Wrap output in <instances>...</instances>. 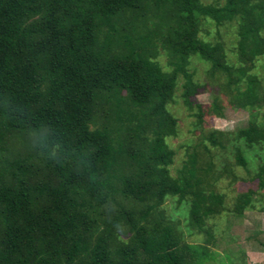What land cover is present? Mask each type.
Instances as JSON below:
<instances>
[{"label": "trees", "instance_id": "trees-1", "mask_svg": "<svg viewBox=\"0 0 264 264\" xmlns=\"http://www.w3.org/2000/svg\"><path fill=\"white\" fill-rule=\"evenodd\" d=\"M229 22L242 64L233 70L224 44L200 34ZM263 34L264 0H0V264L216 260L162 211L168 197H190V225L215 241L205 219L223 198L200 189L197 155L180 179L170 174L178 121L169 104L182 78L193 109L200 86L188 67L197 58L235 85L238 108L256 110L264 93L247 70L264 58ZM252 117L236 134L249 148L264 142ZM217 134L204 136L221 146ZM236 158L247 166L243 152ZM263 177L264 164L261 188ZM255 195L239 196L238 216L256 208Z\"/></svg>", "mask_w": 264, "mask_h": 264}, {"label": "rangeland", "instance_id": "rangeland-1", "mask_svg": "<svg viewBox=\"0 0 264 264\" xmlns=\"http://www.w3.org/2000/svg\"><path fill=\"white\" fill-rule=\"evenodd\" d=\"M203 1L213 3V0ZM206 31H209L210 35L205 34ZM237 33L236 22H229L220 28L203 27L200 33L206 42L220 41L224 44L232 70L242 65L236 52ZM156 59L163 70H171L165 55ZM188 69L194 74L193 81L200 88L194 97L195 105L189 110L182 99L185 81L180 78L174 101L169 104V111L178 121L177 135L169 139L175 152L170 174L173 178L180 179L184 167L191 169L188 165L191 156L197 155L196 178L201 176L203 181L200 189L206 195L213 192L223 198V205L205 219L206 227L210 229L215 241L210 243L206 235L196 233L190 225V197L182 201L179 196L168 197L162 211L177 225V231L182 234L185 242L207 246L216 253V260L212 259L206 264H229L226 256L228 254L232 256L235 264H264V187H260L258 179L260 167L264 164V142L249 148L244 140H236L237 132L249 126L253 115L258 123L264 124V101L256 110L238 108L232 97L235 85L227 84L228 79L224 73L216 72L218 79L211 77V66L197 58L191 60ZM247 72L260 80L264 93V58L256 61L254 69ZM198 107L203 114L200 127L196 125L195 116L199 111ZM211 132L218 133L221 146L214 145L205 138L204 135ZM238 149L244 153L247 166L239 165L236 158ZM262 183L264 186V177ZM249 190L256 192V208L246 210L242 216H238L235 212L237 200ZM120 234V239L126 240L124 233Z\"/></svg>", "mask_w": 264, "mask_h": 264}]
</instances>
